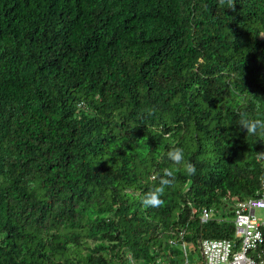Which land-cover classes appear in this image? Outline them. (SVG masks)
I'll return each instance as SVG.
<instances>
[{
	"label": "trees",
	"instance_id": "1",
	"mask_svg": "<svg viewBox=\"0 0 264 264\" xmlns=\"http://www.w3.org/2000/svg\"><path fill=\"white\" fill-rule=\"evenodd\" d=\"M235 4L0 0V264H183L182 228L187 253L233 238L264 176L239 128L264 119V0ZM173 146L196 172L146 208Z\"/></svg>",
	"mask_w": 264,
	"mask_h": 264
},
{
	"label": "built area",
	"instance_id": "2",
	"mask_svg": "<svg viewBox=\"0 0 264 264\" xmlns=\"http://www.w3.org/2000/svg\"><path fill=\"white\" fill-rule=\"evenodd\" d=\"M264 169V154L261 155ZM256 209H264V176L255 196L236 200L233 205V238H201L198 240L199 264H264V220H258ZM211 207L200 208L199 220L206 222L215 217ZM193 218V216H192ZM184 228L171 240L184 252L183 264L189 263ZM130 258L131 264L135 263Z\"/></svg>",
	"mask_w": 264,
	"mask_h": 264
},
{
	"label": "clouds",
	"instance_id": "3",
	"mask_svg": "<svg viewBox=\"0 0 264 264\" xmlns=\"http://www.w3.org/2000/svg\"><path fill=\"white\" fill-rule=\"evenodd\" d=\"M220 6H227L231 10H235V0H219ZM239 128L243 129L248 136L264 137V119H254L247 115V113H241V119L239 121ZM168 159L172 162L174 167H166L162 169V174L154 179L158 178L159 183L153 186L142 199L144 207H160L165 201L162 197L165 195L166 189L173 186L175 182L176 171L179 167H183L184 171L193 175L196 172L195 166L192 163L185 162L184 150L180 147L173 146L167 152Z\"/></svg>",
	"mask_w": 264,
	"mask_h": 264
},
{
	"label": "rangeland",
	"instance_id": "4",
	"mask_svg": "<svg viewBox=\"0 0 264 264\" xmlns=\"http://www.w3.org/2000/svg\"><path fill=\"white\" fill-rule=\"evenodd\" d=\"M255 213H256L258 220H264V209H256ZM188 258H189L190 264H194V262L197 261V259H199L198 246H196V249L194 251H192V247H190V250L188 248Z\"/></svg>",
	"mask_w": 264,
	"mask_h": 264
}]
</instances>
